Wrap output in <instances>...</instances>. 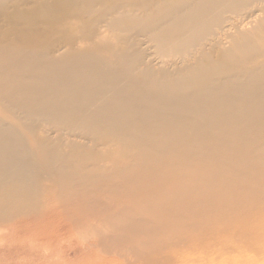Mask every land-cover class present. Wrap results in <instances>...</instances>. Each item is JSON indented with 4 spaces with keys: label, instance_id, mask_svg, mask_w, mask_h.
Returning a JSON list of instances; mask_svg holds the SVG:
<instances>
[{
    "label": "bare ground",
    "instance_id": "bare-ground-1",
    "mask_svg": "<svg viewBox=\"0 0 264 264\" xmlns=\"http://www.w3.org/2000/svg\"><path fill=\"white\" fill-rule=\"evenodd\" d=\"M52 208L137 264L264 256V0H0V222Z\"/></svg>",
    "mask_w": 264,
    "mask_h": 264
},
{
    "label": "rangeland",
    "instance_id": "rangeland-1",
    "mask_svg": "<svg viewBox=\"0 0 264 264\" xmlns=\"http://www.w3.org/2000/svg\"><path fill=\"white\" fill-rule=\"evenodd\" d=\"M33 218L0 222V264H137L133 259L132 262L126 260L120 253L106 251L89 234H80L72 229L56 208L48 210V216L41 212ZM171 250L175 257L181 259V263L174 264H185L182 263L184 256L191 252ZM197 255L205 254L197 252ZM224 257L238 264L241 261L245 264H264V256L254 258L253 254L230 253Z\"/></svg>",
    "mask_w": 264,
    "mask_h": 264
}]
</instances>
